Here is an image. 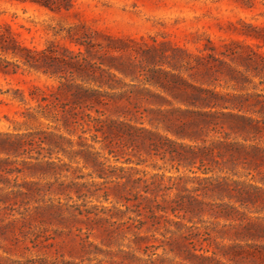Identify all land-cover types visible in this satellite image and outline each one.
<instances>
[{
	"label": "rangeland",
	"instance_id": "rangeland-1",
	"mask_svg": "<svg viewBox=\"0 0 264 264\" xmlns=\"http://www.w3.org/2000/svg\"><path fill=\"white\" fill-rule=\"evenodd\" d=\"M59 1L50 0L45 6L0 0V23L9 25L22 45L44 52L39 68L0 53V67L8 71H0V140L5 133L34 130H52L76 138V133L57 130L42 116H27L41 115L38 101L29 94L32 86L46 93L52 90L53 97L63 103L80 97L75 86L81 85L99 89L101 97H124L126 107L217 110L264 120V72L251 66L264 56V43L245 34L253 33L252 26L264 28V0H68L67 8H53L64 3ZM132 117L128 114L125 119L135 123ZM143 123L147 125L145 120ZM224 131L231 132L227 126ZM229 137L242 139L238 132ZM254 142L264 147V136ZM99 145L94 143L96 148ZM36 151L47 153L46 149H34L30 154L36 156ZM5 156L0 150V157ZM27 156L10 155L9 159L18 162ZM57 156L63 157L51 154L52 159ZM144 157L139 168L148 173H177L167 165L157 168L163 165L157 157ZM63 159L80 167L76 173L84 174V178L76 181H90L86 175L89 168ZM108 162L114 163L113 157H108ZM258 163L251 159L249 165L239 164L234 172L222 173L244 182L240 186L244 191L241 202L214 198L217 203L233 205L236 218H217L219 225L210 231V244L177 245L173 239L153 240L151 234L162 238V229L143 228L139 234L144 238L137 239L134 226L127 221L133 211H107L112 198L83 195V189L65 190L37 196L38 205H53L40 214L34 211L33 200L26 208L0 205V264H255L245 252L264 244L260 234L229 239L221 238L216 230L229 222L252 228L264 226V160ZM180 172L186 171L180 168ZM23 177L19 174L16 181L21 182ZM60 179L67 182L69 177ZM227 228L232 234L242 229ZM216 241L237 242L244 253L233 258L212 255V251H218ZM201 248H207L204 254L213 257L202 260L187 252L200 254Z\"/></svg>",
	"mask_w": 264,
	"mask_h": 264
},
{
	"label": "trees",
	"instance_id": "trees-1",
	"mask_svg": "<svg viewBox=\"0 0 264 264\" xmlns=\"http://www.w3.org/2000/svg\"><path fill=\"white\" fill-rule=\"evenodd\" d=\"M16 1L49 6L50 0ZM62 1L64 3L53 8L69 6L68 0L59 2ZM252 30L253 33L245 34L264 43V28L252 26ZM0 53L10 55L23 65L33 68H39L44 59L42 50L22 45L6 23H0ZM15 65L18 66V63ZM251 66L254 70L264 72V56H260L258 62L253 61ZM0 71L8 72L1 67ZM75 87L80 97H72L68 103H63L53 97L52 90L46 93L32 86L29 94L38 101L41 115L27 113V116L33 119L42 116L54 123L57 130L76 133V138L71 139L62 132L52 130H34L15 135L5 133L0 140V150L6 154L0 157V183L3 184L0 186V205L8 209H13L15 205L26 208L29 201L33 200L36 203L33 209L40 214L43 209L53 205H38L37 196L83 189V195L102 197L105 200L112 198V207L107 208V211H133L134 215L129 216L127 221L130 220L134 226L137 239L144 238L139 234L143 228L155 231L162 229V238L151 234L153 240H174L177 245L190 243L192 246L202 242L210 244V231L219 225L215 221L217 218L235 220L236 208L233 205L213 200L215 197H227L241 202L244 188L240 186L245 185L244 182L222 173L234 172L239 164L249 165L251 159L258 160V165H261L264 147L254 140L264 136V125H260L264 124V120L217 110L180 107L139 109L135 105L126 107L122 102L124 97H101L102 92L97 88L81 85ZM100 107L109 113L106 114ZM46 109L48 111H43ZM128 114L133 116L135 123L131 122V118L125 119ZM140 119L145 120L147 125H144L143 120L138 121ZM224 126L231 132H225ZM85 132L88 135H84ZM234 132H238L242 139L230 138ZM94 143H99V147L96 148ZM34 149H46L47 153L41 155L36 151V156L31 155ZM53 152L89 168L86 175L90 176V181H76L84 178V174L76 173L80 167L70 165L63 157L52 159ZM23 154H28L27 158L18 162L17 159H9L10 155L17 157ZM144 155L162 160L163 165L157 168L167 165L168 169H174L177 173L166 175L140 169L139 165L145 162ZM108 157H113L114 163L108 162ZM120 158L122 160L119 161ZM5 163L11 165L4 167L2 164ZM180 168L187 173L180 172ZM19 174L24 175L21 182L16 181ZM8 175L13 176L12 180ZM60 176L69 177V180L65 182ZM10 181L12 184L8 185ZM118 205L125 210H121ZM203 215H208V218L203 219ZM240 225L231 222L222 224V228L216 232H219L221 238H250L260 234L258 236L264 239V226L252 228ZM226 226L242 229L232 234L228 233L230 228ZM167 233L170 235L167 236ZM215 244L218 253L212 251V255L233 258L244 253L242 245L237 242L224 244L216 241ZM201 250L203 252L200 254L189 250L187 252L202 260L213 257L204 254L207 248ZM245 253L250 254L255 264H264V244L258 245L253 251L246 250Z\"/></svg>",
	"mask_w": 264,
	"mask_h": 264
}]
</instances>
